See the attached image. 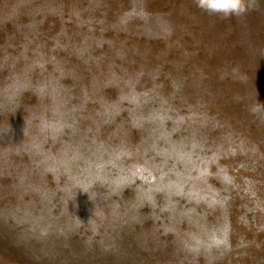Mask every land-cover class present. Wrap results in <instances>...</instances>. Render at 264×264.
I'll return each mask as SVG.
<instances>
[{
	"label": "rangeland",
	"instance_id": "obj_1",
	"mask_svg": "<svg viewBox=\"0 0 264 264\" xmlns=\"http://www.w3.org/2000/svg\"><path fill=\"white\" fill-rule=\"evenodd\" d=\"M257 102L264 0H0V264H264Z\"/></svg>",
	"mask_w": 264,
	"mask_h": 264
},
{
	"label": "clouds",
	"instance_id": "obj_2",
	"mask_svg": "<svg viewBox=\"0 0 264 264\" xmlns=\"http://www.w3.org/2000/svg\"><path fill=\"white\" fill-rule=\"evenodd\" d=\"M194 3L197 8L209 16H217L221 19H229L232 16L242 17L257 7V0H194ZM223 78L224 75L221 76V79ZM250 111L252 114L262 112L264 104L257 102L250 108Z\"/></svg>",
	"mask_w": 264,
	"mask_h": 264
},
{
	"label": "snow or ice",
	"instance_id": "obj_3",
	"mask_svg": "<svg viewBox=\"0 0 264 264\" xmlns=\"http://www.w3.org/2000/svg\"><path fill=\"white\" fill-rule=\"evenodd\" d=\"M183 119H184V118L181 117L180 120H179L178 122L183 121ZM175 151H176V150L173 149V153H175ZM127 154H128L127 151L122 147V148H120L119 150H116V151L114 152V155H113V159H112V160H110V161H108V162H98V163L96 164V167H97L98 169H104V168H106L107 166H109V164H111L112 166H115V164L117 163V161H118L123 155H127ZM185 158L190 159V157L187 156L186 153H181V159H185ZM145 173H147V174H145ZM137 174L140 175L141 178L145 179L146 181H148V180H155V179H156L155 177H153V176L151 175L150 172L147 171V168H145V167H136V168L134 169V171H133V175H137ZM165 187H167L168 189H172V188H174V187L178 188V185H172V184L165 185V184H164V177L161 176V177H160V182H159L158 184H156L154 187H150V188H149V192H148V193H145V196H150V193H151V191H153V190L163 191Z\"/></svg>",
	"mask_w": 264,
	"mask_h": 264
}]
</instances>
